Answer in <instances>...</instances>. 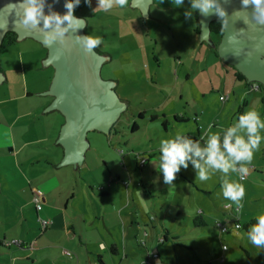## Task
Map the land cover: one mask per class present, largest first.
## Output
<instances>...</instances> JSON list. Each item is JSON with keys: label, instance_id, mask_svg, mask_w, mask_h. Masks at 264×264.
I'll return each mask as SVG.
<instances>
[{"label": "rangeland", "instance_id": "obj_1", "mask_svg": "<svg viewBox=\"0 0 264 264\" xmlns=\"http://www.w3.org/2000/svg\"><path fill=\"white\" fill-rule=\"evenodd\" d=\"M131 2L123 8L94 11L98 0H91V6L81 0L74 14L85 18L87 35L101 38L98 49L110 57L102 66V77L115 82L116 93L127 105L110 133L88 134L90 145H94L88 154L96 155V166L103 164L105 170L99 153L117 154L120 167L125 158L133 169L132 184L141 190L136 201L149 206L153 224L158 223L163 233V241L159 233L151 235L155 240L149 244L153 245L150 262L147 254L137 261L144 258L147 264H264V250L251 244L243 227L264 213V139L247 165L249 171L243 180L236 173L224 177L220 172L207 181L196 180V170L189 161L188 168H181L171 187L157 170L162 139L180 133L205 147L211 134H219L222 142L227 128L234 126L246 109L254 107L264 120V87L251 89L234 75L233 67L216 55L217 47L212 43H219L218 35H210L212 43L201 41L197 13L185 19L190 0H184L179 7L171 0H154L147 16ZM47 51L33 38L4 43L0 56L9 81L0 84V97H8L7 105L12 104L11 96L23 92L26 95L27 89H42V81L54 74L53 66L44 65ZM55 114L60 119L63 116L59 111ZM176 115L187 119L176 121ZM9 119L4 117L3 124ZM135 124L138 129L133 131ZM6 130L0 132L7 134ZM238 134L245 135L243 131ZM260 135L264 137V130ZM106 157L112 159L111 155ZM141 159L148 162L139 169L137 161ZM88 160L91 162V156ZM96 166L90 165V173L94 181H99L95 183H101L103 175ZM225 178L239 181L245 188L239 210L223 197L221 185ZM228 204L234 208L226 209ZM29 211L36 215L35 210ZM200 211H204L206 226L194 224ZM235 221H239L240 228ZM218 225H226L229 231L221 233Z\"/></svg>", "mask_w": 264, "mask_h": 264}, {"label": "crops", "instance_id": "obj_2", "mask_svg": "<svg viewBox=\"0 0 264 264\" xmlns=\"http://www.w3.org/2000/svg\"><path fill=\"white\" fill-rule=\"evenodd\" d=\"M0 60L3 84L9 79ZM53 75L42 81V89L11 96L10 106L8 97H0V131L7 129L8 134L0 132V240L22 241L20 246L0 244V264H147L136 258L147 254L150 262L151 235L163 233L153 224L149 206L136 201L141 190L132 184L133 169L125 158L120 167L117 154L99 153L106 170L103 164L98 168V157L88 154L92 144L82 164L60 165L65 149L58 138L65 118L46 110L53 96L42 94ZM4 117H10L6 124ZM92 163L103 175L101 183L91 176ZM36 189L43 193L40 210L33 202ZM41 219L50 222L48 227L43 228Z\"/></svg>", "mask_w": 264, "mask_h": 264}, {"label": "water", "instance_id": "obj_3", "mask_svg": "<svg viewBox=\"0 0 264 264\" xmlns=\"http://www.w3.org/2000/svg\"><path fill=\"white\" fill-rule=\"evenodd\" d=\"M153 1L132 0L131 3L132 6L140 7L147 16ZM17 3L18 0H0V48L6 33L14 31L17 33V40L33 38L48 50L43 59L44 65L53 66L55 72L49 89L42 94L53 96V101L46 110H57L65 118L58 138V143L65 149V157L60 165H80L90 146L88 134L92 131L110 133L127 108L116 93L115 82L102 77V66L110 57L96 48L85 52L76 41L77 35H87L86 20L85 27L75 32L69 30L64 44L57 41L52 46H47L42 34L17 23L21 13ZM46 3L52 4L54 11L61 14L66 12V0H46ZM221 4L229 20L216 46L219 57L237 68L248 82H258L264 86V25L252 22V5L247 7V12L237 13L244 10L242 0H221ZM48 12L49 8L46 6L45 13ZM198 20L201 41L212 43L211 22L217 20L222 23L223 18L214 14L205 17L198 13ZM231 37L234 39H230ZM2 73L0 71V82L3 81Z\"/></svg>", "mask_w": 264, "mask_h": 264}, {"label": "clouds", "instance_id": "obj_4", "mask_svg": "<svg viewBox=\"0 0 264 264\" xmlns=\"http://www.w3.org/2000/svg\"><path fill=\"white\" fill-rule=\"evenodd\" d=\"M81 0H66L64 5L66 12L61 14L53 10L52 4H47L46 0H18V7L21 9L17 23L26 29L38 31L43 36L44 43L52 46L57 41L64 44L71 29L73 32L85 27V18L77 17L75 8ZM129 0H98L97 9L109 11L113 7L121 8L128 5ZM176 7L183 6L184 0H171ZM91 6V0H85ZM253 6L250 13L251 20L255 25H264V0H242L243 11L247 12V7ZM49 12L45 13V7ZM200 13L207 17L217 15L223 18L221 30L227 26L229 17L221 0H190V8L185 9V19H192L194 13ZM2 27V26H0ZM76 41L85 52H91L101 44L100 37L91 34L77 35ZM230 39H234L231 37ZM58 59V57H54ZM264 130V120L259 112L254 108L246 109L238 118L234 126L228 127L223 135V141L219 134H211L207 139L205 147H201L198 142L188 139L185 135L176 133L174 138L162 139L160 141V157L158 172L162 173L163 181L172 187L176 180L177 173L181 168L187 169L189 161L192 162L196 170V180L207 181L211 176L220 172L224 177H229L230 173H236L240 180L248 174L254 152L259 150L261 140L260 135ZM243 131L245 135L238 133ZM240 165L238 168L237 165ZM223 197L232 201L237 210L242 207L241 201L245 195V188L242 183L230 178L222 180ZM248 239L252 245L264 250V213L256 217V222L248 228Z\"/></svg>", "mask_w": 264, "mask_h": 264}, {"label": "trees", "instance_id": "obj_5", "mask_svg": "<svg viewBox=\"0 0 264 264\" xmlns=\"http://www.w3.org/2000/svg\"><path fill=\"white\" fill-rule=\"evenodd\" d=\"M197 14H198V12H197ZM221 24L222 23H220L219 21H217V20H214V21H212L211 22V29H212V32L214 33V34H216V35H218V37H219V40L221 39V36H222V34H223V32H224V30L222 31L221 30ZM199 30V29H198ZM17 41V33L16 32H14V31H8L7 33H6V35H5V37H4V42H3V45H4V43L5 42H7L8 44H13V43H15ZM3 45L1 46V48H0V51H1V49H2V47H3ZM217 46V44H214V47H216ZM96 50L97 51H99L100 53H102V54H105L104 52H102V51H100L99 49H98V47H96ZM215 53H216V55L218 56V53H217V50H215ZM228 65H230V64H228ZM231 67H233V69H234V75L239 79V80H242V81H245L246 82V84L247 85H253L254 83H257V84H259L260 85V87L261 88H263L264 86L262 85V84H260V83H258V82H248L247 81V79H246V77L237 69V68H235L234 66H232V65H230ZM0 71H3V69H2V65H1V60H0ZM180 117H182V116H178V115H176L175 116V120L176 121H181L180 119ZM133 131H135V130H137L138 129V126L135 124L134 126H133ZM138 162V168L139 169H142V168H144L145 166H146V164H147V162H146V164H145V166L144 167H140L139 166V161H137ZM256 222V217H254V218H252L248 223H246V224H244V229H246V231H247V233H248V228H249V226L251 225V224H254ZM207 220L205 219V217H204V214L202 213V212H200L199 214H197L196 215V217L194 218V224L196 225V226H206L207 225ZM235 223V222H234ZM217 225V224H216ZM241 225V224H240ZM219 226V225H218ZM217 226V227H218ZM226 246V245H225ZM224 247V246H223ZM224 249V248H223ZM225 250V249H224Z\"/></svg>", "mask_w": 264, "mask_h": 264}, {"label": "built area", "instance_id": "obj_6", "mask_svg": "<svg viewBox=\"0 0 264 264\" xmlns=\"http://www.w3.org/2000/svg\"><path fill=\"white\" fill-rule=\"evenodd\" d=\"M259 88H260V86L257 83H254L251 86V89H254V90H259ZM226 98H227V96H222V99L225 100ZM146 162H147L146 159H141L139 161V166L140 167H144L145 164H146ZM33 202H34L37 210L42 209V205H43V193L39 189H36L34 191V193H33ZM233 208H234V206L231 205V204L226 205V209H233ZM41 223H42L43 228H46V227H48V225H49L50 222L48 220L41 219ZM235 226L237 228H240L241 227L239 221H235ZM219 227H220L221 233L228 232L229 231V228L226 225H219ZM0 244L3 245V246H7V247H9L11 245H14V244L15 245L17 244V245L20 246L22 244V241H20L18 239H12V240L4 239V240H0ZM223 248L226 249V246L224 245ZM155 256H157V254H155Z\"/></svg>", "mask_w": 264, "mask_h": 264}, {"label": "flooded vegetation", "instance_id": "obj_7", "mask_svg": "<svg viewBox=\"0 0 264 264\" xmlns=\"http://www.w3.org/2000/svg\"><path fill=\"white\" fill-rule=\"evenodd\" d=\"M131 1H132V0H131ZM138 8L141 10V8H140V7H138ZM250 86H252V85H250ZM259 86H260V85H259ZM260 88H261V87H260ZM260 88H259V89H260Z\"/></svg>", "mask_w": 264, "mask_h": 264}]
</instances>
